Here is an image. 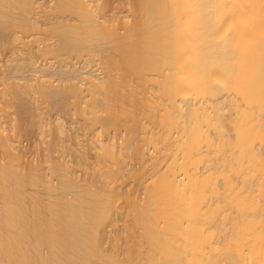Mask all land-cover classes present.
Instances as JSON below:
<instances>
[{
  "label": "bare ground",
  "instance_id": "6f19581e",
  "mask_svg": "<svg viewBox=\"0 0 264 264\" xmlns=\"http://www.w3.org/2000/svg\"><path fill=\"white\" fill-rule=\"evenodd\" d=\"M30 1L0 0V264H264V0H135L121 30L97 0H59L75 21L5 60L15 32L42 30ZM31 125L54 140L28 163ZM134 137L140 188L122 191Z\"/></svg>",
  "mask_w": 264,
  "mask_h": 264
},
{
  "label": "rangeland",
  "instance_id": "374dc122",
  "mask_svg": "<svg viewBox=\"0 0 264 264\" xmlns=\"http://www.w3.org/2000/svg\"><path fill=\"white\" fill-rule=\"evenodd\" d=\"M34 1L33 6L31 7V16L33 17V19L36 21H38V23L36 22L37 25H39L42 30L39 32H27L25 30L23 31H17L15 32L11 38L9 39V45L7 46L8 48V55L5 58V60H9V59H13L15 57H17L18 55H20V50H18V48H22L23 47V42L26 41H33L35 43H33L34 45L36 44V42H40L41 46L45 45V44H51L52 41H54L55 38H53V34H54V30L51 29V26L56 24V23H60V22H72L75 21V16L73 14H71L68 11L65 12H60L58 10V1L59 0H31L30 4H28L27 6H30L31 3ZM134 2L135 0H97V3L95 4V8H97L98 6H101L100 8V14L104 15V20L107 21V23L112 24L114 26H116L118 28V30H121L122 25H123V20L126 19L127 17L130 18L131 15V11L129 9H131L134 6ZM53 34H52V31ZM22 51V50H21ZM62 55V58L65 59L67 62H72L70 64L75 65V63L77 64V66H79L80 68H84L86 66V63L88 62L87 60L90 58V56L88 55L87 52H82L79 54H76L75 52H70V51H61L60 53ZM49 57H54L52 54H48L46 59H48ZM98 56L101 58V62L102 60L108 61L109 63L111 61L109 60H113V59H117L119 56L116 53V51L114 50L112 43L108 44V46L105 48V50L103 52H99ZM44 57H42V62L45 60L43 59ZM2 56H0V66L3 64L1 61ZM15 60V59H14ZM12 60V63H14ZM49 60V61H48ZM47 60V62H51L53 60V58H49ZM54 60H56V58H54ZM118 60V59H117ZM40 61V59H39ZM54 61H52L53 63ZM56 62V61H55ZM100 62V63H101ZM114 63V61H112ZM100 63L97 59V61H94L93 63H91V65H94L93 70L99 69L100 68ZM113 63H111L113 65ZM50 64V63H49ZM58 64V63H57ZM89 66V64H87ZM103 65V64H102ZM76 66V67H77ZM87 66V67H88ZM77 67V68H79ZM102 67V66H101ZM113 67V66H112ZM114 68V67H113ZM86 70V67L84 68ZM90 69V68H89ZM103 70V67L101 68ZM99 74L101 73V70ZM83 70V69H82ZM84 70V71H85ZM92 70V69H91ZM97 71V70H96ZM99 71V70H98ZM97 71V73H98ZM104 72V71H103ZM96 74V73H95ZM98 74V76H99ZM101 76L103 77L102 73ZM129 76V75H128ZM133 75L128 78H131V81L135 80V77H133ZM134 79V80H133ZM136 81V80H135ZM12 110V109H11ZM69 117V118H68ZM67 120L65 122V125L68 129V133L69 134H73L78 133L81 136V139L85 138L84 135V125H83V121L79 118L76 119L74 122H71V120L73 118H70V116H67ZM66 119V117H65ZM64 119V120H65ZM71 119V120H70ZM73 121V120H72ZM27 125H24V127H26ZM35 125H31V127H33L34 130H36L35 132H33L34 130L32 128L33 131L30 134L27 132V130L29 129L28 126L24 129H27L24 133V137H21L20 142H17L18 144V149L24 151V161L28 162V163H32V162H37L40 161L46 154H49L50 151V147L52 146V142L54 140V136L49 135L48 133L45 134H41L38 133L37 131L38 128L35 127ZM30 127V125H29ZM37 128V129H36ZM135 135V134H134ZM136 138V137H134ZM132 139V143L129 146V149L126 150L127 153V160H128V165L124 167L123 169V176L121 177V179L118 181L117 185L119 187V190L122 191H132V189L135 187V189L137 190L139 184L137 183L134 186V180H132L131 178V174L132 173H136L138 172V168H139V160L136 156V148H137V138L136 139ZM69 143V142H67ZM56 154V153H53ZM60 153L56 154L59 155ZM75 153L72 152V154H68L67 153V158L66 160L69 161V164H73L75 163ZM66 156V155H65ZM95 153L91 150L90 151V164L88 165H83L80 166L81 171L79 172L80 175L82 177H88V173L92 172L93 168L92 166L94 164H96V158H95ZM71 164V165H72ZM83 172H86L87 174H84ZM137 187V188H136ZM140 188V186H139ZM134 189V190H135ZM123 205H120L118 208V218L119 221L117 223L116 226H112L109 227L108 229L110 230V237H114V236H119V242L122 244H120L122 247L125 245V239H124V225H125V217H124V209L122 208ZM109 232V231H108ZM108 237V240L106 241L105 246L107 247V249H111V238ZM120 245L118 247H120ZM125 248V246H124ZM123 248V250H124ZM109 249V250H110ZM119 249V248H118ZM120 251V255L121 258L124 259L125 257V251L122 252L123 250H121V248L119 249Z\"/></svg>",
  "mask_w": 264,
  "mask_h": 264
}]
</instances>
